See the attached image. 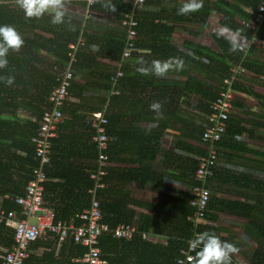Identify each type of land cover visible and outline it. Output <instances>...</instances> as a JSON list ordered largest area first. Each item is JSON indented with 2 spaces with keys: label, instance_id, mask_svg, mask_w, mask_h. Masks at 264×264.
Returning a JSON list of instances; mask_svg holds the SVG:
<instances>
[{
  "label": "crops",
  "instance_id": "crops-1",
  "mask_svg": "<svg viewBox=\"0 0 264 264\" xmlns=\"http://www.w3.org/2000/svg\"><path fill=\"white\" fill-rule=\"evenodd\" d=\"M112 2L99 0L92 6L91 18L85 22L89 39H84L78 50L87 52L91 57L78 62L74 54L70 63L74 83L85 86L83 96L79 100L73 91H69L63 107L64 118L57 130L62 126L68 132L74 121V112L78 118L81 114L88 118L96 110H102L105 116L115 114L116 124L113 126L109 149L111 155H108V175L100 199L112 205L110 209L105 208L109 215L127 213L128 220L146 234L143 237L138 233L141 239L150 242V248H147L148 252L138 249L136 256L137 247L132 245L109 247L107 252L110 258L102 257L105 260L102 264H138L143 255L150 257L146 259L149 263L155 250L164 252L171 249L176 239L180 240L187 234L184 223L189 212L185 218L183 214L190 205L188 200L197 158L206 151L197 133L199 126L206 123L203 115L206 111L201 108V95L191 89H195V86H189L190 78L209 83L211 88H205L208 92H215L222 81L218 74L210 72L212 68L206 70L207 66L202 64L208 61L206 53L197 51L196 47L207 46L217 53L220 49L213 34L235 40L238 44L248 37L224 28L220 24L222 14L214 7H210L206 19L200 22L161 19L160 22L173 27L166 36L159 34L157 37L161 48L152 40L154 31H150L151 35L149 31L139 34L135 54L126 60L123 69L124 74L135 75V79L130 78L120 84V93L111 92V87H101L99 74L108 73L109 66L114 69L115 60L99 53L102 47H99V36L108 29L122 30L119 21L114 18L120 11V4ZM62 3L65 9L64 21L54 24L47 13L38 18L26 17L18 7L17 0H0V24L13 26L24 40L19 49H9L6 57L8 63L0 68L1 76L13 78L11 83H5L7 77L1 78V83L9 90L28 86L32 92L33 86H44L41 76L52 74L54 62L69 61V49V58L63 60L55 53V50H59L56 44L66 40L68 44L71 42L74 30L83 23L85 2L62 0ZM181 3L182 0H162L166 8ZM109 4L115 5V10L108 7ZM157 8L156 4L147 7L152 11ZM241 8L245 13L247 9L244 6ZM241 17L238 15L237 21L246 19ZM244 52L245 57L254 61V64L264 63V39L256 38L252 48ZM139 57H143L147 65H150L153 58H179L183 66L179 70L170 69L163 77H157L151 72L143 75L137 71L136 61ZM210 66L219 69L217 64ZM256 67L258 65L245 67L242 83L247 89L233 88L231 127L225 130L221 142L216 143L217 167L208 182L210 202L206 207L204 223L199 225L200 232L206 230L215 233L221 240L236 246L237 251L231 253V264H247L253 252L260 249L264 242V238L260 237L264 232V74L258 72ZM88 73L91 74L89 79L86 77ZM1 94L6 96L7 92ZM114 94L121 95L117 99L112 97ZM153 101L161 102L159 115L149 108ZM34 105L30 95H17L3 111L9 120L1 122L3 126L0 127V134L5 133L11 142L16 137L15 143L21 146H11L14 154H26L27 145L18 139H28L29 132H33L28 123L37 124L40 118L36 117ZM236 120L243 127L237 134ZM153 122L155 126H150ZM58 131L54 138L58 136ZM58 148L63 149V145L59 144ZM67 149L69 159L74 161V151L69 147ZM77 150L87 154L85 150ZM76 158V161H87L85 155L78 154ZM51 181L62 182L63 179L54 177ZM43 197L57 210L58 200H52L51 194L45 196L44 192ZM68 239L60 243L53 238L43 240L40 244L33 242L24 264H72L78 261L80 255L69 250L71 237ZM6 249L0 243L1 257Z\"/></svg>",
  "mask_w": 264,
  "mask_h": 264
},
{
  "label": "trees",
  "instance_id": "trees-1",
  "mask_svg": "<svg viewBox=\"0 0 264 264\" xmlns=\"http://www.w3.org/2000/svg\"><path fill=\"white\" fill-rule=\"evenodd\" d=\"M113 4H120V11L117 12L114 15V18L119 21L120 32L116 29H108L104 33H102L99 38L100 40V46L101 51L99 53L101 55H106L111 57V59L115 60V67L112 69L110 66L107 67V70L110 72L108 73H100L99 79L102 81L101 87H106L107 89L111 87V77L115 75V72L118 70V68L122 71V76L118 77V79L115 82V87L121 92V88L119 87L120 84H123L125 81H128V79H135L134 76H130L127 74H124V63L126 61H122L120 64V55L122 48L124 47L125 41H126V28L121 23V20L124 16L125 12H128L130 10V0H112ZM261 0H203L202 7L197 10L196 12L189 13L187 15H177L176 10L180 5H175L170 8H166L162 5V0H144L143 6L141 8H138L135 13L134 17L137 21V25L135 26L136 32H137V38L135 41V46L139 45L138 43V35L139 34H145V31H149V34L151 35V32L154 31L155 33H152V40L155 45L161 48V43L157 41V37L159 34L165 35L167 33H170L173 29V27L168 26L167 23L160 22L161 19H175V20H182V21H194V22H200L206 19V16L208 14V11L210 7H214L222 14V18H220V24L230 30H234L235 32L242 34L246 37H254L255 39H264V20L257 28L256 32L251 33V31L244 27L239 21H237L238 15H242L241 18H251L255 14V10L258 7V4ZM99 2V1H98ZM97 3V2H96ZM95 3V4H96ZM158 5V8L155 10H149L147 9L148 6L151 5ZM242 6L246 8V12L244 13L242 10ZM117 9V8H116ZM244 16V17H243ZM90 19V18H89ZM157 19V21H155ZM88 20V19H87ZM86 20V21H87ZM86 21H84L83 16V23L79 25L74 30V35L71 38V42H75L82 32V35H84L85 39H89V34L86 31ZM151 31V32H150ZM112 33V35H111ZM214 40L219 46L220 51L215 52L210 49V47L204 46L196 47V50L201 53H206L207 62H202L206 67L207 71H210L212 68V71L215 74L219 75V80L226 76H229V68L233 65H241L244 68H253V66L258 65L256 67V70L258 72H262L264 74V63H258L254 64L252 60H249V58H246L244 55V51L239 48H233L232 47V40L228 39L227 37H222L218 34H213ZM84 43V42H82ZM68 41L66 40L64 43L56 44L57 48L59 50H55V53L58 54L63 60L68 59ZM82 45V44H81ZM253 45V44H252ZM252 45H250L249 48H252ZM136 51V50H135ZM135 51L132 52V56H134ZM248 51V50H247ZM131 56V57H132ZM75 59L78 62H81L80 59L86 60L90 59L91 55H88L87 52L78 50L75 52ZM93 60V58H92ZM92 62V61H91ZM216 65L219 67L218 70H215L213 66L210 65ZM232 64V65H231ZM100 65H102L100 63ZM255 68V67H254ZM112 69V70H111ZM113 71V73H112ZM93 73V72H91ZM112 73V74H111ZM5 75H0V127L3 126L1 124L2 121H8L7 117L3 114V111L8 107V104H12V99L15 98L17 95H20L23 97L24 95H30L33 98L36 117L39 118L43 109L48 108L50 106V103L48 101V95L50 90L53 88V86L56 84V79L54 74L48 73L47 75L41 76L44 86H33L34 90L31 92L29 91L28 86H21V89H13L9 90L6 88L5 85H3L1 82V78H6ZM87 79L91 77V74L88 73L86 76ZM237 78V79H236ZM236 80H234L232 87L234 88L236 86V89L240 87L241 89H247L246 87H243L244 84L242 83L243 74L239 76V74H236ZM191 83H189V86H195L192 91L196 90L197 93L201 95L200 102L203 104L204 111H208V101H210L212 98L216 96L217 90L214 92H208L207 89L210 87L209 83L201 82L200 80H195V78H190ZM221 82V81H220ZM74 85V86H73ZM188 86V84H187ZM85 86L80 85L79 83H74V80L71 83V86L69 87V91H73L74 95L79 98V100L82 99V93ZM120 88V90H119ZM211 88V87H210ZM7 95H3L1 93H6ZM121 94L112 95L115 96L117 99L120 97ZM100 99V98H99ZM204 99V100H203ZM103 100L102 98L100 99ZM75 111V110H74ZM76 114L74 112V121L72 122V126L69 128L68 132L66 131V128L63 129L61 126L58 130V136L54 138V136L51 138V156H50V163L48 166H45V172L47 176V180L44 182V194L45 196L48 194H51L52 200H58L59 204L57 205V210H55V215L57 218H62L65 220H69V218L73 217L74 214H77L80 212L84 207H87L90 203V195L88 193V189L93 186V180L89 176V171L94 167V160L96 158L97 154V145L96 143L91 139L92 133L95 132L94 128L90 125V122L88 118H86L85 115L81 114L80 118L75 117ZM107 116V122L105 124V132L108 136L111 137V134L113 133V126L116 124L115 122V114L111 113L106 115ZM231 114L229 118L227 119V126L226 131L230 129L229 122ZM239 120H236V134L242 131L243 127L239 125ZM31 126V129L33 132H29V138L28 139H18L25 142L27 145L26 147V154L24 156L14 154L11 150V146H16V148H21V146L15 141L17 140L16 137L13 138V141L11 142L10 139L6 137V134H0V207H3L5 210L7 209H19L18 205L15 204L12 200L4 198V195H15V194H22L24 192L25 186L27 182L33 177L32 172L33 168L38 166V159L34 155L33 151V144L30 141L31 135L35 132V128L37 127L36 123H28ZM196 126V125H195ZM200 129L197 130L199 133V140L201 133L203 131V126H199ZM197 129V128H196ZM72 132V133H71ZM224 134V133H223ZM223 134L217 143L221 142V139L223 138ZM201 141V140H200ZM112 141H109L107 153L108 155H111V151H109L111 147ZM203 143V142H202ZM59 144L63 145V149H59ZM29 145V146H28ZM217 144H215L216 147ZM72 149L74 151V161L69 159V151L67 148ZM207 148L206 145L203 146V149ZM77 149L85 150L87 151V154H82ZM206 152V151H205ZM78 154H81L82 156L85 155L87 158V161H76V157ZM205 154V153H203ZM218 155V152H217ZM80 156V155H79ZM89 159L92 161L90 162ZM68 160V161H64ZM196 168V167H195ZM107 175L103 176V181L107 180ZM54 177H60L63 179L62 182H55L51 181ZM132 179L134 180L135 177L133 175ZM105 190V187L102 189H98L97 195L98 198L104 194L103 191ZM45 198V197H43ZM210 200V199H209ZM219 201V200H215ZM210 201H208L209 204ZM230 204L233 202H229ZM207 204V206H208ZM236 205H240L239 203H233ZM53 206V205H52ZM100 206L103 211V220L108 223L110 227L115 226L119 221L128 220L127 213L125 214H116V215H109L105 212V208L112 207L111 204L107 205L100 199ZM192 211V207L189 205V208L187 211L183 214V217L185 218L186 214L188 212ZM73 213V214H72ZM68 214V215H67ZM71 214V215H70ZM73 215V216H72ZM67 216V217H65ZM71 216V217H70ZM184 228L187 231V234L184 235V237L180 238V240L173 239L172 242L175 240V244L173 245V248L158 251L155 250L154 254H152V259L148 263L146 259L150 258L149 256L145 257L143 255L142 258H139L141 262L138 264H174L176 257L179 254V251L181 247L186 243L188 237L191 235L193 231V227L190 222L186 221L184 223ZM199 230V228H198ZM140 231V229H139ZM12 237H13V229L6 225L3 221H0V243L5 248H9L12 244ZM260 237L264 238V232ZM69 240V239H68ZM71 244L69 243L68 247L70 251H74L78 255H81L85 251V247L81 244L74 243L72 239ZM36 243H41L43 240L35 241ZM121 244H127L132 245L133 247H137L135 250V255L137 256L138 249H141L143 252H148V247L150 248V242L143 240L140 238L138 234H134V236L130 239H123V238H114L110 233L105 234L103 237L100 238L99 247H101V256L108 259L110 258L107 252V249L109 247H116L120 246ZM260 249H257L252 254V259L249 260L247 264H264V242L261 243ZM106 250V252H105ZM198 249H196L194 252L196 253ZM162 252V253H161ZM160 255H159V254ZM138 259V258H136ZM2 262V257L0 256V264ZM72 263V262H70ZM72 264H79L78 261L73 262ZM194 264V261H193Z\"/></svg>",
  "mask_w": 264,
  "mask_h": 264
},
{
  "label": "built area",
  "instance_id": "built-area-1",
  "mask_svg": "<svg viewBox=\"0 0 264 264\" xmlns=\"http://www.w3.org/2000/svg\"><path fill=\"white\" fill-rule=\"evenodd\" d=\"M98 1L84 0V21L91 18L92 6ZM143 3L144 0H130V10L124 13L121 20L126 28V41L121 51L119 64L131 58L132 52L136 50L137 32L135 26L137 21L134 13ZM263 20L264 0H261L252 19H241L239 22L254 33ZM84 37L81 32L75 42H69L70 58L68 62L56 61L53 64L52 73L55 76L56 84L48 95L50 106L42 111L35 132L30 137L34 155L38 159V166L33 168V177L27 182L22 194L4 195V198L17 204L19 209L5 210L0 207V221L13 229L12 244L2 255L1 264H24L29 255L28 250L35 241L53 238L60 243L69 237L75 243L85 247V251L78 258L79 264H102L105 260L101 256L99 242L105 234L110 233L114 238L123 239H130L138 233L146 237V234L139 231L138 226L130 220H121L115 226L110 227L102 218L103 211L97 191L104 187L103 176L108 172L106 150L111 140V137L105 132V124L108 120L102 110L93 111L88 116L90 125L95 130L91 139L97 145L94 167L89 171V176L93 180V186L88 189L89 205L74 214L69 220H65L57 218L54 208L43 198L44 182L47 180L45 166L51 159V138L55 136L58 124L64 118L63 107L69 96V87L74 80L70 63L84 41ZM254 42L255 38L252 36L240 43L243 47L239 48L247 51ZM244 72L245 68L241 65L230 66L229 76L222 79L216 96L208 101V111L203 113L206 123L203 124L200 140L207 148L205 154L197 158L196 168L192 175L191 196L188 200L192 211L186 216V219L191 222L193 231L181 247L174 264H193V260L189 258L195 257L194 251L199 247L195 236L200 233L199 225L204 223L206 207L210 198L208 182L217 167L218 155L215 144L225 132L227 119L234 111L232 85L237 79L236 74L241 76ZM120 76H122V71L118 68L115 75L111 77V92L118 91L114 85ZM29 217H34V220L30 221Z\"/></svg>",
  "mask_w": 264,
  "mask_h": 264
},
{
  "label": "clouds",
  "instance_id": "clouds-1",
  "mask_svg": "<svg viewBox=\"0 0 264 264\" xmlns=\"http://www.w3.org/2000/svg\"><path fill=\"white\" fill-rule=\"evenodd\" d=\"M203 0H182V3L176 10L177 15H187L196 12L202 7ZM18 7L23 10L26 17H40L47 13L50 15V21L54 24H60L64 21L65 9L62 0H17ZM115 10V5H107ZM24 43L23 37L15 28L8 24H0V68L7 65V53L9 49H19ZM232 47H243L235 40L232 41ZM137 71L143 75L150 72L157 76L163 77L170 70L175 68L179 70L183 66V61L179 58L160 60L153 58L150 65L144 61L143 57L137 58ZM12 77L8 76L5 83H11ZM149 108L160 114L161 102L153 101ZM150 126H155V122ZM198 250L195 257L189 259L194 264H231V253L237 251L236 246L228 241L221 240L218 235L209 231H201L195 236Z\"/></svg>",
  "mask_w": 264,
  "mask_h": 264
},
{
  "label": "rangeland",
  "instance_id": "rangeland-1",
  "mask_svg": "<svg viewBox=\"0 0 264 264\" xmlns=\"http://www.w3.org/2000/svg\"><path fill=\"white\" fill-rule=\"evenodd\" d=\"M236 38H237V39H240L239 36H236ZM29 220H30V221H33V220H34V217H29Z\"/></svg>",
  "mask_w": 264,
  "mask_h": 264
}]
</instances>
